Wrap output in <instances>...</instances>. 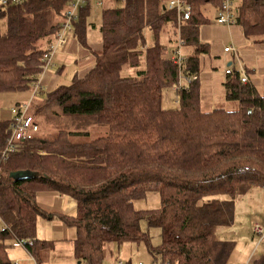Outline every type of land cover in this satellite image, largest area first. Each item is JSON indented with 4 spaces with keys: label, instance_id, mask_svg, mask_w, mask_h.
I'll return each mask as SVG.
<instances>
[{
    "label": "trees",
    "instance_id": "1",
    "mask_svg": "<svg viewBox=\"0 0 264 264\" xmlns=\"http://www.w3.org/2000/svg\"><path fill=\"white\" fill-rule=\"evenodd\" d=\"M187 1L193 11L186 21L166 10L165 0L104 2L94 66L44 98L42 88L30 110L40 132L19 142L7 159L2 151L11 119H0V264H14L6 245L12 239L42 262L49 244L37 239V220L54 214L38 204L40 191L76 200V215L61 218L76 230L73 244L81 264H104L111 244L143 241L152 261L233 264L234 242L221 239L218 229L233 223L238 196L264 188V92L249 79L243 82L239 70H229L223 85L235 108L203 110L198 54L209 53V46L200 38L207 23L201 6L210 0ZM69 2L29 0L0 7V94L32 92L45 44L60 31ZM96 7L88 0L75 22L74 34L84 45ZM237 19L247 39L264 43V0H240ZM167 24L177 27L181 46L195 47L181 63L171 58L176 49L167 54L160 39ZM142 63L145 68L135 76L123 75L125 67ZM191 75L197 79L182 83ZM171 90L178 103L166 107ZM61 115L93 117L109 133L82 141L68 128L44 134L48 120ZM21 171L34 175L10 177ZM149 193H158L160 206L137 209L135 202ZM143 219L160 229L158 246L142 229ZM248 264H264V254Z\"/></svg>",
    "mask_w": 264,
    "mask_h": 264
},
{
    "label": "rangeland",
    "instance_id": "2",
    "mask_svg": "<svg viewBox=\"0 0 264 264\" xmlns=\"http://www.w3.org/2000/svg\"><path fill=\"white\" fill-rule=\"evenodd\" d=\"M165 1L168 2L169 0ZM105 4L107 6H111L114 4L121 5L122 0H105ZM218 5V0H210L203 3L201 6V10L207 19V23L203 24L200 28V38L202 41L207 42L209 46V53L198 54L201 59L200 94L201 105L204 111H211L215 108H235L236 103L230 102L226 99L225 89L223 85V82L226 80L229 70H239L241 75L244 76L248 71L247 66H250L251 71H249L248 73L251 75L252 80L264 79V74L259 73L253 75L252 73V71L258 69L257 65L259 64V62L257 63V60L248 61V58H244L242 54V52L244 51L252 50L253 46H255L254 39H247L244 36L242 28L239 25L230 27L226 24L218 22L216 20ZM102 9L103 8L96 7L93 12L91 20L93 21L94 25L88 26L86 35L87 44H83L79 49H77V46L79 44L78 36H76L74 33H68L71 34L72 38H74L71 43L74 41L75 47H73L74 51L72 50L69 52V54L63 56L62 63L65 64L63 72L58 75L56 69L53 68V66L47 70L48 73L55 78L54 83L56 85V88L60 85H68L72 82L75 73L79 69L78 65L75 67L76 59L79 60V58H89V56L87 55L89 54V50H87L88 45L92 50H98L100 48V26L102 22ZM179 34L180 33L176 26L167 24L160 39L168 46V48H170H167V54H170V50L174 48V50L176 49L175 51H181L182 55H185L187 57V55L195 52V47L181 46L182 41ZM147 35L149 41L151 42L153 40L152 33L148 32ZM41 44L44 45V42L42 41ZM227 46L233 47L235 51H240V54L239 52L236 53L234 51L226 52L225 47ZM231 61L233 62V64L231 66H228L229 62ZM261 61L264 67V57ZM144 68L145 64L143 63L137 68L125 67L123 70V75L135 76L139 70ZM255 72L258 73L257 71ZM46 93H48L47 87L44 88L43 98L45 97ZM4 94H13V96L1 97L0 110H10L13 105H16L15 103H17V101H22L25 96L27 101H29L32 97L29 91ZM167 95L168 101L166 103V107L176 106V104L178 103V98L174 91H169ZM37 101H39V96H36L34 98V100L32 101V106H34L35 102ZM92 118L93 117L84 118V116L80 117L67 115L52 117L48 120L50 126L47 129H44L43 133L56 135L58 133V129L60 130L68 128L67 130L74 131V139L77 141H82L85 139H95L98 136H107L109 133V129L107 127L95 125ZM79 128H81V131H79L81 133L77 134L79 133L77 130ZM88 131L90 132V135L86 136L83 134V132ZM224 198L228 200L230 199L228 196ZM47 204L49 206L53 205L50 203ZM159 206L160 197L158 193H149L146 198L137 200L135 202V207L137 209H153ZM42 218L43 217L38 218L37 232L40 231L41 233L45 234L46 231L42 228V224H45L46 227L47 223ZM256 223H259L264 228V188L260 187H256L252 191H248L245 194L238 196V198L235 199V215L233 223L230 225L221 226L218 229V235L221 239L234 242V250L231 255V260L234 264L240 261H242V263L244 264H247L245 263V261L249 257L250 253H252L250 257H256L264 254V240L263 242H261V236L253 231V226ZM67 227L68 229L66 228V230L73 231H71V237H75V229L70 226ZM141 227L149 234L151 244L153 246H158L161 243L159 228L150 227L146 219H143L141 221ZM8 244L9 248L7 252L12 262L15 263L17 257H23L24 259L29 258L22 247L15 244L14 242H9ZM105 249L106 253L104 264H119L120 260L123 262H128L130 260L132 264H139L140 262H142L143 264H151L152 261V255L150 254L148 245L144 241L124 242L119 247L117 245L111 244ZM55 257L56 260H54L58 263L69 264V261H65V259L64 261L62 259L60 260L58 256ZM32 260L28 261V264H35Z\"/></svg>",
    "mask_w": 264,
    "mask_h": 264
},
{
    "label": "crops",
    "instance_id": "3",
    "mask_svg": "<svg viewBox=\"0 0 264 264\" xmlns=\"http://www.w3.org/2000/svg\"><path fill=\"white\" fill-rule=\"evenodd\" d=\"M108 1V0H107ZM107 3V2H106ZM238 24L235 25H230V27L232 26H236ZM240 26V25H239ZM241 27V26H240ZM242 28V27H241ZM243 31V30H242ZM74 38L71 39V41ZM70 41V43H71ZM79 41V40H78ZM204 42V41H202ZM49 43V42H48ZM46 43L45 47L48 46ZM68 44V46H66V48H64L63 50H61L60 52H58L55 57H54V64L52 65L53 68L56 69L57 74L60 75L64 68H65V64L62 63L63 60V56L69 54L70 51H74L75 44L74 41L71 44ZM207 43V42H205ZM83 44L79 41V44L77 46V49L80 48V46H82ZM102 43L100 44V48L98 50L101 49ZM73 48V49H72ZM87 50H89V54H87L89 56V58H79V60L76 59L75 61V67L78 65V71L75 73V75H83L86 72H88L90 70V68H92L94 66L95 63V55H94V51L92 50L89 45L87 47ZM236 53L240 51H234ZM244 58H248V61H252V60H257V63L259 62L258 69L252 71L253 75L255 74H264V67L262 65V61L263 57H264V43H255V46H253L252 50L250 51H244L242 52ZM86 55V56H87ZM233 64V62H229L228 66H231ZM51 66V67H52ZM50 67V68H51ZM247 72L246 74L249 77V81L254 83L257 88L261 91L264 92V79H251V75L248 73L249 71H251V67L247 66ZM255 71H257L258 73H256ZM258 77V76H257ZM200 78V75H199ZM55 78L50 75L48 73V71L45 74V77L42 81V85L44 88H48V91H52L56 88L55 85ZM225 82V81H224ZM223 82V84H224ZM43 88V90H44ZM31 96H32V92ZM7 95H11V96H7ZM4 94L1 93L0 94V99L1 97H12L13 94ZM30 97V94H29ZM24 100V101H23ZM22 101H17V103H15L16 105H13L12 108H14L15 106H17L18 104H21L23 102H26V96L24 97ZM12 108L10 110H0V119H11V111ZM256 188V187H255ZM254 188H252L249 191H252ZM37 201L38 204L40 205L41 208H43L44 210H46L49 213H53L54 216L52 217V219H47V218H42L43 220L46 221V227L45 224H42V228L45 229L46 233H41L40 231L37 232V239L44 241L45 244H52L51 246H47L44 249H42V262L38 263L36 261V259L34 258V256L26 249L25 246L19 244L17 242V240H9L6 245H7V250L9 248V242H14L15 244L19 245L20 247L23 248V250L27 253V255L29 256L28 259H24L23 257H17L16 261L14 264H28V261H34L35 264H60L57 261H55L56 257L58 256L60 258V260L62 259L64 261H69V264H78V259L75 256V250H74V244L73 241L75 239V237H71L72 236V230H66V228L68 229L67 225L64 223V221L61 218V215H67V216H75L77 213V202L75 199H73L70 196H65V195H61L57 192H53V191H40L38 193L37 196ZM46 201V203H45ZM47 203L53 204L52 206H49ZM46 204V205H45ZM38 223V220H37ZM2 226V222L0 221V227ZM254 227V226H253ZM41 230V229H40ZM72 231V232H71ZM74 235L76 236V230ZM68 236V237H67ZM233 253V252H232ZM252 253L249 254V257L246 259L245 263H249L251 261H253L254 259H258L259 257H261L263 254L259 255V256H254V257H250ZM55 255V256H54ZM55 259V260H54ZM241 260V259H240ZM231 263H233V261L230 258ZM128 262H131L130 260ZM241 262V263H240ZM240 262H236L235 264H244L242 263V261ZM132 263V262H131ZM152 263V261H151ZM234 264V263H233Z\"/></svg>",
    "mask_w": 264,
    "mask_h": 264
},
{
    "label": "built area",
    "instance_id": "4",
    "mask_svg": "<svg viewBox=\"0 0 264 264\" xmlns=\"http://www.w3.org/2000/svg\"><path fill=\"white\" fill-rule=\"evenodd\" d=\"M29 0H0V7H7L10 5L22 4ZM97 7H102L105 0H93ZM88 3V0H70L67 8L64 11L63 20L61 22V29L55 35L54 39L48 44L47 51L43 57L42 73L39 79L34 83L32 90V97L29 101L18 104L11 111V133L8 137L7 144L2 151V158L7 157L17 151L19 142L23 140H30L40 132V126L35 121L34 116L31 114L32 101L36 95H39L43 88L42 81L45 72L53 65L55 55L66 48L71 41V34L74 33L75 22L78 21L80 11ZM240 8L239 0H221V5L217 8L216 20L228 26L237 24L238 13ZM166 10H174L177 12L179 21H186L192 16V5L187 0H169L165 5ZM226 52L235 51L233 47H225ZM171 58L181 63L184 59L181 51H175ZM197 79L196 75L185 77L182 83L193 81ZM248 75L242 77L243 82H247ZM174 88H179V85H174ZM2 230H5L3 227ZM253 231L261 236V242L264 240V228L259 223L253 227ZM21 244H23L21 242ZM119 264H132L129 262L119 261ZM139 264H143L140 262ZM151 264H169V261H152Z\"/></svg>",
    "mask_w": 264,
    "mask_h": 264
},
{
    "label": "water",
    "instance_id": "5",
    "mask_svg": "<svg viewBox=\"0 0 264 264\" xmlns=\"http://www.w3.org/2000/svg\"><path fill=\"white\" fill-rule=\"evenodd\" d=\"M32 175H34V174L31 172H25V171L11 172L10 173V177H13V178H22V177H28V176H32ZM78 264H81V261H79Z\"/></svg>",
    "mask_w": 264,
    "mask_h": 264
}]
</instances>
